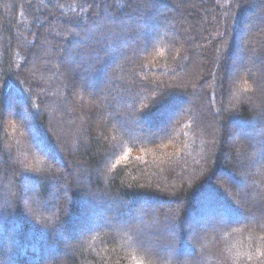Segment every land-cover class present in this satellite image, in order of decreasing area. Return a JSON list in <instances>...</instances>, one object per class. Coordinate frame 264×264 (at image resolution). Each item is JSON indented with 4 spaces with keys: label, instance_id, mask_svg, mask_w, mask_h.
<instances>
[{
    "label": "trees",
    "instance_id": "16d2710c",
    "mask_svg": "<svg viewBox=\"0 0 264 264\" xmlns=\"http://www.w3.org/2000/svg\"><path fill=\"white\" fill-rule=\"evenodd\" d=\"M233 1L227 20L218 0H0V264H264V170L243 175L257 143L229 130L264 138L260 72L233 65L264 0ZM252 34L246 64L264 56ZM137 217L160 224L162 258Z\"/></svg>",
    "mask_w": 264,
    "mask_h": 264
},
{
    "label": "rangeland",
    "instance_id": "374dc122",
    "mask_svg": "<svg viewBox=\"0 0 264 264\" xmlns=\"http://www.w3.org/2000/svg\"><path fill=\"white\" fill-rule=\"evenodd\" d=\"M219 2H222V4L224 5V6H227V7H229L228 8V11L226 12V17H227V20H231L232 18H233V15L235 14V13H237L236 12V10H242L243 8L241 7V4L242 3H239L238 1H236V3L233 1V0H228L227 2H225L224 0H218ZM45 4V6H46V3H44ZM247 5L248 6H250L251 5V3L249 4V0L247 1ZM236 8V9H235ZM237 8H239V9H237ZM247 12H246V15L244 14L243 15V18H244V21H242V26H246L247 28L245 29V33L244 34H241L240 36H239V38H237V47H236V49H235V55H234V59H233V65H235V64H237V67L235 66V68H237L236 70H235V73H239L241 70H242V67H249L250 65H251V67H255V68H258V72H260L259 73V77H260V75H261V77L259 78V81H260V83H264V56L262 57L261 55H259V56H261V57H259L258 56V53L261 51V50H259L258 52L256 51V49H253V47L251 46L252 45V43H250V41L251 40H253V37H252V39L250 38V36L252 35L253 36V34L252 33H254V31H257V33H262V32H264V8H259V9H256L254 12H251V11H249L248 10V8H247V10H246ZM249 11V12H248ZM232 15V17H231V19H229V17ZM235 15H237V14H235ZM234 15V16H235ZM235 18V17H234ZM226 20V23L228 22ZM229 23H230V21H229ZM231 24V23H230ZM229 24V25H230ZM232 25V24H231ZM225 27V25L223 26H221V30L223 31V28ZM253 28V29H252ZM225 30H226V28H225ZM254 30V31H253ZM252 42V41H251ZM251 44L250 46H251V48L253 49L251 52V57L249 58V60H248V62H249V64H246V63H244V61L242 62L241 60V54L245 51H247V54L249 53V51H250V47H249V49H248V44ZM237 55V57H235ZM249 92V91H248ZM239 100V99H238ZM218 102V101H217ZM194 103H195V99L193 98V97H188L187 98V102H185L183 105H181V107H180V110H182V109H187L188 111H189V109H191L192 108V106H194ZM6 120H7V125H14V123H13V120L10 118V114H7L6 115ZM258 123H255V125H253L250 129H246V130H236V127L234 126V125H232V122H231V125H230V127H229V130L230 131H233V137H232V139H230V143H231V145L233 144L235 147H236V144H238L239 143V141H242V138L244 139H247L248 140V142L250 141V142H253V141H255L254 142V144L255 143H257L256 145V147H255V149L256 150H251L250 152H251V157H254V159H255V161H256V163H255V165H253L252 166V168H251V170L247 173V174H243L244 175V177H245V175H246V178L249 176V178L252 176V175H257V173H259V174H262V175H260V177L261 176H263V170H264V149L262 150V145H264V138L262 137V136H260V137H258L257 135V137H255L256 138V140L253 138L254 136V132H255V130H256V127L254 128V126H258L257 125ZM9 126H7V127H9ZM138 128L139 129H141V130H145V131H148V130H150L151 132L152 131H157L158 129H156V128H148L147 127V125L145 124V123H140V126H138ZM18 128H16V130H17ZM139 129L138 130H136V131H134V133H139ZM218 130H219V127H218ZM18 131H19V129H18ZM149 132V131H148ZM213 132H216V130H215V128H212V135H213ZM262 132H263V130H262ZM151 134V133H150ZM205 137H206V135H205ZM65 138L63 137L61 140H60V137H58L57 138V140H60V141H63ZM27 140L26 139H21V142H17V145H16V147H14V148H16V149H14L15 150V152H17L18 153V155H19V153H20V150H22V149H26V147H25V145L27 146ZM243 145V148L245 149V145H244V143L242 144ZM241 145V146H242ZM61 147V146H60ZM38 148V152H40L42 155L43 154H46L47 155V152L46 151H41V149H40V147H36V149ZM237 148H239L238 146H237ZM61 149V148H60ZM200 155L201 156H204V152H202V153H200ZM45 158V157H44ZM21 160H22V162H26V161H28V159H27V157H26V155H24V156H22L21 158H20ZM47 160V159H46ZM48 160H50V159H48ZM57 163V165H58V168H60L61 169V163L59 162V161H57L56 162ZM77 172H78V170H77ZM77 172H75V174L77 173ZM261 172V173H260ZM223 177H221V176H219V178H218V184L219 185H222V183H223ZM227 182V181H226ZM229 185L230 186H232L233 188H236L237 186L233 183V182H231L230 181V183H229ZM240 187V186H239ZM240 189L242 190V187H240ZM27 190H29V189H27V186H24V192H26V194H27ZM228 192V191H227ZM228 194H229V197H231L234 201H235V203H237V205L239 206V208L240 209H242L243 208V211H244V216H246V214L245 213H247V211H245L244 210V205H243V201L244 200H240V199H234L232 196H233V194L232 193H230V192H228ZM242 195V194H241ZM5 196V195H4ZM35 199V198H34ZM33 199V200H34ZM141 206L142 207H140V209L141 210H143V211H147V210H153V211H156V209H161V207H162V205H158V204H156V205H153V206H150V204L149 203H141ZM243 216V217H244ZM85 219H87V218H85ZM174 220V215H173V213L170 211L169 213L167 212L166 214H165V218L163 219V221H167V225H168V227L170 226V227H172V228H175L176 227V225L174 224V223H172V221ZM136 224H138V228L141 230V229H144V230H142V234L144 235V240H145V242L147 243V242H149V240H155L154 238H156V234L154 235V233L155 232H157L158 230H159V228L161 227L160 226V224H155V225H152V227H150V225H147V223L145 222V224H144V219L143 218H140V217H137L136 218ZM212 223H217L218 225L219 224H237L238 222H241L242 221V219H241V221H237L236 220V218H233V217H231L230 216V218H227L226 216H224L222 213H220V214H216L211 220H210ZM210 221H206V223H210ZM174 222V221H173ZM205 223V224H206ZM141 224V225H140ZM168 229H170V228H168ZM176 229V228H175ZM187 229H189L188 227H187ZM201 229V226L199 227V226H197L195 229H194V232L196 233V232H198L199 230ZM76 233H77V231H75ZM172 233H173V231H172ZM165 235H169V237H170V235H172L171 233H170V231H169V234H168V232H166L165 233ZM195 235V234H194ZM193 235V236H194ZM192 238V237H191ZM191 238H189V239H191ZM152 241V244H151V248H150V246H149V248L150 249H153L152 251H156L157 253H159V252H161V254H160V257L158 258V259H160V258H162V253L164 252V253H166V250L165 249H163V251H161L162 249H161V246L160 247H158L157 246V244L158 243H156V242H153ZM176 242L177 243H180L179 241H177L176 240ZM160 244V243H159ZM159 248L161 249V250H159ZM165 248H166V246H165ZM196 249H198V247H196ZM192 255H191V253H189L188 255H187V259H190V257H191Z\"/></svg>",
    "mask_w": 264,
    "mask_h": 264
}]
</instances>
